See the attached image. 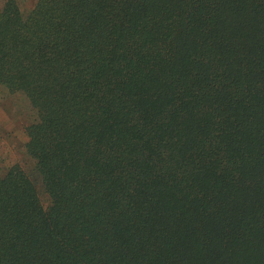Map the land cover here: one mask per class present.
I'll use <instances>...</instances> for the list:
<instances>
[{
	"label": "trees",
	"instance_id": "obj_1",
	"mask_svg": "<svg viewBox=\"0 0 264 264\" xmlns=\"http://www.w3.org/2000/svg\"><path fill=\"white\" fill-rule=\"evenodd\" d=\"M0 4V264H264V0Z\"/></svg>",
	"mask_w": 264,
	"mask_h": 264
},
{
	"label": "rangeland",
	"instance_id": "obj_2",
	"mask_svg": "<svg viewBox=\"0 0 264 264\" xmlns=\"http://www.w3.org/2000/svg\"><path fill=\"white\" fill-rule=\"evenodd\" d=\"M20 4L23 11L28 13L34 0H20ZM32 115L30 103L24 94L0 96V173L4 175L13 164H21L34 177L41 198L48 205L50 196L41 179L34 173L36 161L25 150L28 141L25 127Z\"/></svg>",
	"mask_w": 264,
	"mask_h": 264
}]
</instances>
